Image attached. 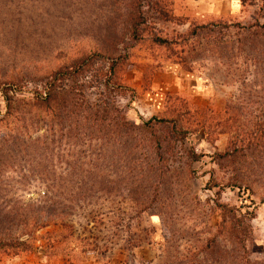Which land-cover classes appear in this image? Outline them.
Masks as SVG:
<instances>
[{
  "label": "rangeland",
  "instance_id": "1",
  "mask_svg": "<svg viewBox=\"0 0 264 264\" xmlns=\"http://www.w3.org/2000/svg\"><path fill=\"white\" fill-rule=\"evenodd\" d=\"M243 6L232 20L200 24L185 0H0V119L3 88L30 96L53 71L93 56L102 73L117 64L124 91L115 100L128 120H176L188 131L183 143L172 125L147 134L161 142L162 169L139 179L112 166L118 146L94 147L88 158L84 147L62 142L52 175L62 181L63 219L44 225V191L32 181L46 176L48 152L16 147L12 122L0 123V236L32 245L0 250V264H247L235 238L241 223L223 222L217 202L251 213L243 220L246 258L264 264V150L244 159L250 192L227 185L232 175L215 157L240 129L264 120V0ZM108 90L113 96L112 84ZM144 146L147 170L153 159ZM191 150L203 158L191 163ZM90 160L91 173L70 169ZM84 183L92 190L87 206ZM249 194L252 202L244 201Z\"/></svg>",
  "mask_w": 264,
  "mask_h": 264
},
{
  "label": "trees",
  "instance_id": "2",
  "mask_svg": "<svg viewBox=\"0 0 264 264\" xmlns=\"http://www.w3.org/2000/svg\"><path fill=\"white\" fill-rule=\"evenodd\" d=\"M95 60V57L88 56L58 68L47 76L39 88L29 92L30 96L23 95L20 89L11 87L2 89L6 113L0 119V123L12 122L14 136H11V142L16 147H30V151L40 146L43 147L44 152H48L43 155L45 160H41L44 165L42 172H45L46 176L32 181L36 183L35 187L42 188L44 191V194L40 196L47 213L44 225L51 223L56 225L63 219L59 201V196L63 191L62 181L52 175L58 169L56 165L60 158L59 151L62 142L67 143L73 149L76 146L84 147L88 158L92 157L94 147L99 149L101 146H108L113 149L114 146H118L122 155H118V151L112 154L114 157L112 166L116 169L119 167L117 171L120 172V176L139 179L149 173L155 172L154 175H156L157 171L162 169L160 162L157 161L162 147L161 142L147 139V134L153 133L157 127L172 125L176 131L174 140L183 143L188 135L187 130H177L176 120L154 118L143 124L128 120L115 100L124 91V86L116 80L117 64L111 63L106 72L102 73L95 68ZM104 77L106 81L102 82ZM110 84L113 85V96L108 94ZM14 120L18 123L23 122L22 126L16 128ZM231 144L230 149L216 154L215 157L218 158L216 165L232 175L227 185L239 188L248 187L250 192L252 182L244 159H249L252 155L264 150V120H255L248 130L240 129L235 133ZM143 146L149 157L153 159V163L147 170L143 169L141 160ZM188 157L191 163H197L203 155L191 150L188 152ZM84 165L86 166L83 167ZM69 166L74 173L92 172L91 160L81 166L71 162ZM117 171L112 173L115 174ZM78 186L80 194H83V198L85 197L83 203L85 206L89 205L88 198L92 190L85 183L83 186ZM74 188L69 189L71 195L76 193L77 188ZM130 190L131 188H127L129 195ZM134 190H138V186H134ZM246 197L244 201L252 202L251 194ZM217 207L221 212L223 222L232 220V224L241 223L235 238L244 249L242 261L251 264L250 258H246L250 231L248 225L243 223V220L248 219L251 213L244 212L243 207L233 208L221 202H217ZM221 227L223 228L222 225ZM234 227L237 228L236 224ZM30 242L31 238L21 241V237L0 236V250H28L32 246Z\"/></svg>",
  "mask_w": 264,
  "mask_h": 264
},
{
  "label": "crops",
  "instance_id": "3",
  "mask_svg": "<svg viewBox=\"0 0 264 264\" xmlns=\"http://www.w3.org/2000/svg\"><path fill=\"white\" fill-rule=\"evenodd\" d=\"M185 8L192 20L207 24L232 20L242 13L244 6L243 0H185Z\"/></svg>",
  "mask_w": 264,
  "mask_h": 264
}]
</instances>
